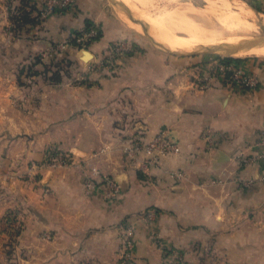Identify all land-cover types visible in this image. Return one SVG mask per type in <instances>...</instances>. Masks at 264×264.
<instances>
[{"label":"crops","instance_id":"0c3cea01","mask_svg":"<svg viewBox=\"0 0 264 264\" xmlns=\"http://www.w3.org/2000/svg\"><path fill=\"white\" fill-rule=\"evenodd\" d=\"M42 1L22 0L15 9L28 11L33 21L18 27L5 16L14 5L7 11L0 6L2 67L42 59L45 48L88 19L101 35L68 52L73 62L83 64L82 50L90 53L87 60L98 59L115 39L128 36L107 0H75L40 19ZM251 6L264 14V0ZM116 57L112 73H83L97 79L96 86H36L37 94L25 99L28 111L19 99L15 111L0 110V218L12 212L23 221L17 230L0 226V264H118L125 220L135 226L133 264H162L170 248L187 264H264V164L234 159L239 151L259 149L264 57L240 60L258 77L251 89L203 81L209 62L153 45ZM16 88L0 87V103L8 97L3 92ZM161 130L173 134L180 150L138 170L123 150L128 139L147 141ZM54 141L71 154L70 162L41 170L36 181L20 178L16 165L40 161ZM170 170L181 177H171ZM98 174L113 175L119 194L105 197ZM87 180L95 182L89 190ZM150 208L155 215L146 224Z\"/></svg>","mask_w":264,"mask_h":264},{"label":"rangeland","instance_id":"374dc122","mask_svg":"<svg viewBox=\"0 0 264 264\" xmlns=\"http://www.w3.org/2000/svg\"><path fill=\"white\" fill-rule=\"evenodd\" d=\"M107 1H108V6L110 8V11L112 13H114V15L122 22L121 24L124 26L128 36L122 37V39H115L111 43V46L109 47L110 51L108 53L101 55L98 59L94 58V59L84 60L83 64H80L79 62H73L72 60H70L66 57H62L61 54L65 53V51L71 53L72 51H74V49L75 50L76 49H83V48H76L72 44L73 46H69L68 49H66L64 51H61V52L58 51L55 54L47 55V56L43 57L42 59L36 58V59L32 60L31 63H26L23 65L18 64L16 66L12 65V67L8 68V69H6L0 65V87L2 89L3 88L7 89L9 86H17V88L14 91H10V94L3 92V95H8V97L3 98L2 102L0 103V110L3 111V113L5 111L6 112L15 111V109H18V106L16 104V100H18V99H19L18 101L20 104L19 107L23 106L24 111H28L27 107H29V103L25 102V99L29 100L30 97H33L37 94L36 86H58V88H59V86H96V83H97L96 80L97 79L89 77L83 73H85L86 71H92V72H100V73L104 72L102 74L107 75L109 73L114 72L116 69L117 57L110 58V55H111L110 53H111L112 49H114V46L119 44L118 42H120V41L125 42L126 49L129 48V49L141 50V49H144V46L146 44H148V45L157 46L158 48L164 50V48L158 46L157 44H155L151 40L149 32H148V34H146L147 31H149L147 27H145L143 24L140 23V25L144 27L145 32H143L144 31L143 29H142L143 31L136 29V27L133 26L134 24L132 25L133 20L130 19L131 17L124 11L123 7L119 3L113 2L112 0H107ZM118 1L124 3L123 0H118ZM133 1L138 6L136 8H138L141 11H143V10L146 11V13L149 11L148 13L151 14L152 16L154 14H155L154 16L157 15L156 11L162 13L167 9H168L167 11H170L171 9H175V7L176 8L182 7L185 4H193V5L197 6L198 8L205 7V5H207V2L205 0H182V1L181 0L180 1L179 0H152V1L150 0L151 4H150V2H147L150 4V6H149V4L145 3L147 0H145V1L144 0H142V1L141 0L140 1L139 0L138 1L133 0ZM232 1H235L237 6H242V5H243L242 7L246 6L245 9H247V11L249 12L248 20L250 22H252L255 26H254V29H251L248 32H242V33L236 32V33H232V34L224 33L223 36H226V35L229 36L230 35L229 37H232V38L234 36L236 38H239V37L240 38H242V37H244V38H251L252 37L253 38L254 35L255 36L264 35V14H260L259 12L255 11L253 9V6H251L252 0H232ZM142 2L144 5L141 4ZM20 3H22V0H0V6H2L5 11H7L6 6H8V5L13 6L14 5L13 11L11 12V9H12V7H11L8 10L9 13L5 14V16L8 15V17H10V18H12L16 14L15 12L17 10H15V8L21 7V5H19ZM145 4H146V6H145ZM142 6H144L145 9H143ZM126 7L131 12V9L128 6H126ZM120 9L122 10V12L120 11ZM215 10L219 11V8L217 7V9H215ZM123 11L129 17L126 14H124ZM209 12L207 14L209 18L204 13H203V15H202V13L195 15L194 18L199 23L208 25L209 27L212 26V27L216 28L215 30H219L218 32L223 33L224 31H222L219 28L218 23L216 22L215 17L213 15L215 12H213V13H211L212 11H209ZM1 13L2 12H0V19H2ZM122 13L124 14V17L122 16L123 15ZM160 13H158V15ZM131 14L134 18H136L132 12H131ZM201 15L204 16V18ZM136 23H139V22H136ZM5 28H10V31H13V29H14L12 25L10 27L6 25ZM145 28L147 29V31ZM255 28H257V29H255ZM82 29H84V27ZM10 31L9 32L7 31V34L8 33L11 34ZM237 34L239 37L236 36ZM181 35H185V34L182 33ZM90 43H88L85 48H87ZM195 50H203V48L198 47ZM175 54H177V53H175ZM223 55H226V53L224 51H212V52H201V51H199V53L192 54L191 56H195L196 58H199L200 62H202V61H208V59H210L212 57L223 56ZM231 56L238 57L239 59H242L244 57H249V56L250 57L251 56L264 57V55H254V54H232ZM84 69H85V71H84ZM0 125L4 126L5 124H0ZM3 130H8L7 124H6V129H3ZM43 150H44V154H43V157L40 161L32 162V160L27 159L29 161H27L25 164L16 165V167H15L16 169H14V170L16 173L19 174L20 178L24 179L25 181H33V177H35L36 179L39 178L37 175L38 174L41 175V170L46 169V168H56V167L64 166V165H67L71 160L70 159L71 154L66 152V149L62 148L61 144L59 142L54 141V142L48 143L45 145V148ZM123 150L126 152V153L125 152L124 153H125V156L127 157L128 160L131 158V160H134V162H137L141 157V152L136 153L135 158H132L129 155V152L127 151V147L124 146ZM56 155L63 156L66 159L65 164L55 165V166L51 165L50 164L51 160ZM135 166H138V165H135ZM136 169H137V167H136ZM138 170H142V169L139 168ZM98 175H100V176L98 179L99 181H97V183L103 185L104 189H105V186H104L103 182L101 181L103 176H109L110 178H112L114 180L113 175H111V174H98ZM94 180H95V178H94ZM119 192H118V194H119ZM104 193H105V191H104ZM10 215L12 216V219L15 218V216H14V214H12V212ZM1 220H6L5 215L0 218V221ZM22 223H23V221H21L19 228L22 227V225H23ZM133 235H134V232H133ZM122 239H123L122 234H120V245L118 248V250H119L118 251V255H119L118 264L122 263V260L120 258V246L122 243ZM158 244H159V242H158ZM173 253H174V249L170 248L167 251L165 258L163 259L162 264H169L170 262H172L173 257H174ZM133 261H134V259H132L130 262H128V261L125 262V264H133Z\"/></svg>","mask_w":264,"mask_h":264},{"label":"built area","instance_id":"2783aa9c","mask_svg":"<svg viewBox=\"0 0 264 264\" xmlns=\"http://www.w3.org/2000/svg\"><path fill=\"white\" fill-rule=\"evenodd\" d=\"M75 3V0H43L39 9L38 17L40 19L46 18L47 16L62 12L63 10L69 8ZM97 35V28L95 26H90L88 28L82 29L78 34L63 38L58 40L55 44L50 46V48L45 49L40 53V57L43 58L50 54H55L58 51H64L68 49L69 46H75L76 48H85L90 42V39ZM119 44L114 46L111 51L110 58L116 57V55L124 50H126L125 42L120 41ZM73 44V45H72ZM58 54V53H57ZM215 56L208 59L207 62L210 64V72L203 75L200 78L203 81H210L212 79H218L226 84L234 85L240 88H254L258 84V77L248 70L244 64L240 61L241 59H236L235 56ZM113 58V59H114ZM208 135V134H207ZM208 142H212L211 137H207ZM130 146L127 148L129 155L135 158V154L141 152V157L137 161L138 167L141 169H146L149 166L158 165L161 159L167 155L176 153L180 150V146L177 140L173 137V134L167 130H161L152 136L149 140L144 141L140 136L130 137L128 139ZM258 150L254 152L243 153L239 151L235 154L234 159L239 164H264V129L259 135L257 140ZM66 159L61 155H56L51 160V165H62L65 164ZM169 175L173 178H180L181 172L179 170H170ZM33 180L37 179L33 177ZM101 181L105 186V196L109 199L114 198L120 191L118 184L109 176H103ZM251 179L246 180V183H251ZM95 185L94 180H87L85 182L86 189H91ZM45 192L48 191V187H44ZM154 211L152 208L144 212V218L146 219V224L154 219ZM6 225L10 229L17 230L20 227V221L16 218L11 220H1L0 225ZM122 243L120 246V258L122 260L121 264L125 262H130L133 259V232L135 226L132 222L124 221L122 225ZM46 238L49 235H45ZM174 257L172 262L169 264H187L180 252L174 250Z\"/></svg>","mask_w":264,"mask_h":264},{"label":"bare ground","instance_id":"6f19581e","mask_svg":"<svg viewBox=\"0 0 264 264\" xmlns=\"http://www.w3.org/2000/svg\"><path fill=\"white\" fill-rule=\"evenodd\" d=\"M123 1L126 6L131 9L134 16L139 20V23L133 22L132 25L134 24L133 26L138 30H144L140 23L143 24L149 30L147 31L145 28L147 31L146 34L149 32L150 36L158 46L171 51H191L202 46H220L224 49L226 48L227 50H232L237 44H239V42L246 38H240L238 34L236 36L239 38H236L235 36L233 38L229 37L230 35L223 36L224 33L232 34L236 32H248L249 30L254 29L255 26L248 20L249 12L245 9L246 6H237L235 1L232 0H205L207 5L201 8H198L193 4H185L184 6L178 8L174 6L175 9H169L170 11H167L168 9L162 13L156 11V16H154L155 12L153 13V16L148 13L149 11L147 14L146 11L143 10L145 9L144 6H142L143 9L141 8L144 12L136 8L138 6L133 0ZM151 1L147 0L145 3L150 2L151 4ZM141 4H143V2ZM217 7L219 8V11L215 10ZM121 9L120 11L122 12ZM209 11H212L211 13L215 12L213 15L219 28L224 31L223 33L218 32L219 30H215L216 28L212 26L209 27L208 25L199 23L194 18L195 15L200 13L203 15L204 12V14L208 17L207 14ZM123 13L126 14L124 11ZM158 13L160 14L158 15ZM124 14L122 15L123 17ZM202 17L204 18V16ZM143 32H145V30ZM182 33L185 35H181ZM224 49H220V51H224ZM234 54L264 55V43L248 44L236 50Z\"/></svg>","mask_w":264,"mask_h":264},{"label":"water","instance_id":"95a60500","mask_svg":"<svg viewBox=\"0 0 264 264\" xmlns=\"http://www.w3.org/2000/svg\"><path fill=\"white\" fill-rule=\"evenodd\" d=\"M113 2H116V3H119L124 11L131 17V19L133 20V22H139L138 19L134 18L131 14V12L129 11V9L126 7V5L123 3V2H120L118 0H112ZM143 27V26H142ZM144 28V27H143ZM151 40L154 42V40L152 39V37L150 36ZM155 43V42H154ZM256 44V43H264V35H261V36H255L253 38H246V39H243L241 42H239V44H237L232 50H227L226 48H222L220 46H214V47H209V46H202L203 50H191V51H171V50H168L166 48H164L165 51L167 52H172V53H177V54H180V55H192V54H195V53H199V51L201 52H212V51H220V49H224V52L226 53L225 56H231L232 54H234V52L240 48H242L243 46H246L248 44ZM156 44V43H155ZM83 51V59L84 60H87L86 58H88L90 56V53L87 52V51ZM222 51V50H221ZM179 52V53H178ZM171 133V132H170ZM172 134V133H171ZM114 178V181L116 183H118V186L119 188L121 189V185H120V182L113 176Z\"/></svg>","mask_w":264,"mask_h":264},{"label":"trees","instance_id":"16d2710c","mask_svg":"<svg viewBox=\"0 0 264 264\" xmlns=\"http://www.w3.org/2000/svg\"><path fill=\"white\" fill-rule=\"evenodd\" d=\"M15 13L16 14L12 17L16 21L15 27L16 26L18 27L20 25V23H19L20 21H24V22H26V21H33V18L30 17L28 11H26V10L21 11V13H20V11L17 9V11ZM90 26H95V25L92 24L91 21L88 19V20L85 21L84 28H88ZM95 27L97 28V35L95 37L91 38L90 39V42H92L95 39H98L100 37V35H101L100 28L97 27V26H95ZM81 30L76 31L74 34H78ZM61 55H62V57L68 58V56H67L68 55V52H66V51H65V53H62ZM226 58H228V57L226 56ZM236 59H239V58L237 57ZM10 214H11V212L6 213V215H5L6 220H11L12 219V216Z\"/></svg>","mask_w":264,"mask_h":264}]
</instances>
